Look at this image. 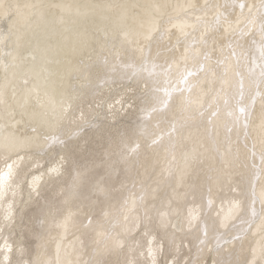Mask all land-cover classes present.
Listing matches in <instances>:
<instances>
[{
    "label": "snow or ice",
    "instance_id": "snow-or-ice-1",
    "mask_svg": "<svg viewBox=\"0 0 264 264\" xmlns=\"http://www.w3.org/2000/svg\"><path fill=\"white\" fill-rule=\"evenodd\" d=\"M0 264H264V0H0Z\"/></svg>",
    "mask_w": 264,
    "mask_h": 264
},
{
    "label": "bare ground",
    "instance_id": "bare-ground-1",
    "mask_svg": "<svg viewBox=\"0 0 264 264\" xmlns=\"http://www.w3.org/2000/svg\"><path fill=\"white\" fill-rule=\"evenodd\" d=\"M220 2H223V0H220ZM257 164H259V161H257Z\"/></svg>",
    "mask_w": 264,
    "mask_h": 264
}]
</instances>
